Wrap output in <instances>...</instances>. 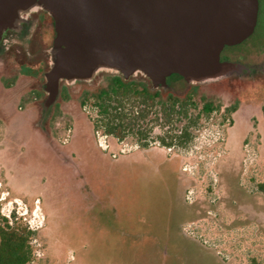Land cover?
<instances>
[{"label": "rangeland", "instance_id": "374dc122", "mask_svg": "<svg viewBox=\"0 0 264 264\" xmlns=\"http://www.w3.org/2000/svg\"><path fill=\"white\" fill-rule=\"evenodd\" d=\"M223 57L242 68L197 83L221 107L184 149L160 144L168 126L151 119L143 143L93 133L86 117L95 110H81L79 94L116 72L69 84L68 98L44 121L50 145L26 125H38L43 96L32 91L44 76L20 78L2 93L10 123L0 120V215L15 213L35 231L31 264L264 263V0L253 33ZM130 78L151 87L141 73ZM169 80L156 89L186 91L184 80ZM137 100L125 97L126 107Z\"/></svg>", "mask_w": 264, "mask_h": 264}, {"label": "water", "instance_id": "95a60500", "mask_svg": "<svg viewBox=\"0 0 264 264\" xmlns=\"http://www.w3.org/2000/svg\"><path fill=\"white\" fill-rule=\"evenodd\" d=\"M38 9L54 22L44 73L52 101L62 80L103 70L124 79L141 73L152 89L166 87L172 74L197 84L239 71L221 52L253 33L259 0H0V39Z\"/></svg>", "mask_w": 264, "mask_h": 264}, {"label": "trees", "instance_id": "16d2710c", "mask_svg": "<svg viewBox=\"0 0 264 264\" xmlns=\"http://www.w3.org/2000/svg\"><path fill=\"white\" fill-rule=\"evenodd\" d=\"M173 76L183 80L177 74L170 78ZM186 86L182 95L164 93L151 89L149 83L143 81L124 79L120 74L109 75L96 87L93 101L95 114L89 115L86 121L92 125L94 134L101 131L117 140L131 136L143 143L147 135L144 122L147 125L148 120H156L161 127L168 126L163 135L156 136L160 144L169 148H187L195 137L196 126L204 117L220 109L221 103L202 94L199 84ZM130 95L139 100L132 104L127 102L126 107L125 97ZM83 97L81 104L85 99L90 101L88 92ZM236 109L237 102L227 106L225 112L230 114ZM262 112L264 115V104ZM258 186L264 191V182ZM34 234L35 231L15 213L0 215V264H31L36 258L31 242ZM252 264L264 263L253 259Z\"/></svg>", "mask_w": 264, "mask_h": 264}, {"label": "flooded vegetation", "instance_id": "af4514ba", "mask_svg": "<svg viewBox=\"0 0 264 264\" xmlns=\"http://www.w3.org/2000/svg\"><path fill=\"white\" fill-rule=\"evenodd\" d=\"M48 29L52 32L51 35L47 33ZM54 36L55 31L52 17L46 11L38 9L30 14L28 20L23 23L19 31L9 30L0 39V120L3 124L9 125L10 118H6L8 114L7 109H5L7 108L5 105L9 103L6 102L3 104L2 93L15 86L20 78L30 80L37 75L44 76V73L48 68L47 48H45V43H48L49 40L52 42ZM229 47L231 46H227V48L225 47L221 52L222 60L224 59V50ZM42 58H44L43 62L45 67L39 65L36 69H34V61L40 64ZM170 76L166 79L168 86L170 84ZM87 82L89 81H84L83 83ZM69 90L70 85L62 80L59 84L58 94L52 101L47 100L48 94L44 91V84L42 87L39 86L38 90L32 91V93L43 96V100L41 101L42 111L35 130V124H33L34 119L28 120V124H26L28 128L27 130H31V132L41 136L44 140L43 142L48 145H50V141H52V139L50 131L47 129L44 121L49 120L48 116L51 109H54L55 107L58 108L60 106V101H58V99L66 100L68 98L70 93ZM87 92L90 95V101L85 99L86 101L84 100V103L81 104L82 99H84L83 94L87 95ZM95 93L96 87H86L81 90L78 97V105L81 110L82 108L85 109L87 104H90L92 108L94 107L93 101ZM4 109L5 111H3ZM54 150L57 149L55 148ZM57 151L59 155L62 154V151Z\"/></svg>", "mask_w": 264, "mask_h": 264}, {"label": "bare ground", "instance_id": "6f19581e", "mask_svg": "<svg viewBox=\"0 0 264 264\" xmlns=\"http://www.w3.org/2000/svg\"><path fill=\"white\" fill-rule=\"evenodd\" d=\"M98 72H100V71H98ZM98 72H97V73H98Z\"/></svg>", "mask_w": 264, "mask_h": 264}]
</instances>
